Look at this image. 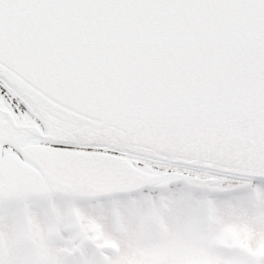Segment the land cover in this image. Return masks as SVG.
Listing matches in <instances>:
<instances>
[{"label":"snow or ice","instance_id":"obj_1","mask_svg":"<svg viewBox=\"0 0 264 264\" xmlns=\"http://www.w3.org/2000/svg\"><path fill=\"white\" fill-rule=\"evenodd\" d=\"M0 264H264V0H0Z\"/></svg>","mask_w":264,"mask_h":264}]
</instances>
